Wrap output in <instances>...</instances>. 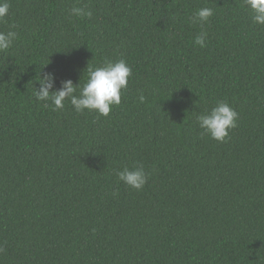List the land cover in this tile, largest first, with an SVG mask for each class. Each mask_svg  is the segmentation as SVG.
I'll return each mask as SVG.
<instances>
[{
    "label": "trees",
    "instance_id": "trees-1",
    "mask_svg": "<svg viewBox=\"0 0 264 264\" xmlns=\"http://www.w3.org/2000/svg\"><path fill=\"white\" fill-rule=\"evenodd\" d=\"M8 2L0 264H264V25L244 0ZM120 59L132 75L107 117L34 97L39 72L58 90ZM219 101L238 113L223 143L196 121ZM137 165L140 191L116 175Z\"/></svg>",
    "mask_w": 264,
    "mask_h": 264
},
{
    "label": "clouds",
    "instance_id": "clouds-1",
    "mask_svg": "<svg viewBox=\"0 0 264 264\" xmlns=\"http://www.w3.org/2000/svg\"><path fill=\"white\" fill-rule=\"evenodd\" d=\"M244 6L250 11L252 22L256 25H264V0H244ZM10 4L8 0H0V23L9 15ZM214 14L213 9L204 7L197 10L191 17L192 23L204 24ZM69 15L75 17L91 18V10L73 6L69 9ZM14 25L10 26L14 28ZM207 33L201 32L195 38V45L204 48ZM18 39V33L13 30L0 31V52L9 50ZM87 80L83 85H74L71 80L62 81L58 90H53L55 76L52 73L39 72V88L35 89L34 97L37 101L51 102L53 110H62L67 99L77 113L85 110L96 111L100 116L107 117L112 106L121 103L122 90L127 89L128 79L132 75V68L125 60H106L102 66L94 68L87 67ZM79 88V94H75ZM140 102L144 101L141 94L138 97ZM238 113L226 102L219 101L214 107L203 114L197 116L196 121L204 134L211 139L223 143L229 136V131L234 129ZM118 180L129 188L140 191L144 188L148 180L143 165L124 168L116 173ZM2 251V249H0Z\"/></svg>",
    "mask_w": 264,
    "mask_h": 264
}]
</instances>
